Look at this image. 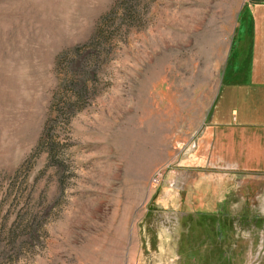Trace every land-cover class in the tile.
I'll return each instance as SVG.
<instances>
[{"label": "rangeland", "instance_id": "1", "mask_svg": "<svg viewBox=\"0 0 264 264\" xmlns=\"http://www.w3.org/2000/svg\"><path fill=\"white\" fill-rule=\"evenodd\" d=\"M263 14L0 0V264H264Z\"/></svg>", "mask_w": 264, "mask_h": 264}, {"label": "crops", "instance_id": "2", "mask_svg": "<svg viewBox=\"0 0 264 264\" xmlns=\"http://www.w3.org/2000/svg\"><path fill=\"white\" fill-rule=\"evenodd\" d=\"M252 1V0H251ZM260 1V4H263L264 5V0H259ZM254 3V1H253ZM264 16V14H263ZM256 20H252V33L255 31V27H258V26H261L262 28V40L257 43L259 45V47L256 48V50L261 54V57H262V67L259 69L258 67H256V69H259L260 72L256 71L254 72V67H251V68H248V71H247V76H249L250 80L248 82H246V90L248 91L249 96V104H248V109H247V112L249 114V119L247 123H250V122H255V121H252L251 119L254 118V116L256 115L257 116V111L258 110V106H260V113H261V118L264 119V18L261 20V24H256ZM254 35L250 38H249V41L248 43H250V51L254 49V44L256 43V41L254 40ZM253 47V48H252ZM252 59H254L253 55H252ZM256 75V76H261V80L258 79V81H253L252 77ZM247 93V94H248ZM255 97L256 98H260V104L259 102L255 101ZM262 123V122H261Z\"/></svg>", "mask_w": 264, "mask_h": 264}]
</instances>
